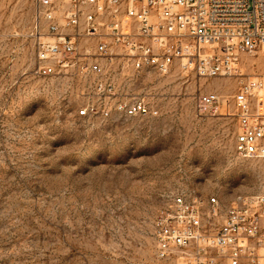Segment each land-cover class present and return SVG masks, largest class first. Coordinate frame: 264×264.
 Here are the masks:
<instances>
[{"label":"rangeland","instance_id":"1","mask_svg":"<svg viewBox=\"0 0 264 264\" xmlns=\"http://www.w3.org/2000/svg\"><path fill=\"white\" fill-rule=\"evenodd\" d=\"M33 34V0H0V264H158L152 221L172 195L223 207L264 193V159L233 148L238 78L159 74L121 56L103 60L104 76L40 77ZM262 53L240 57L244 75H264ZM100 79L110 102L143 98L157 113L77 116L103 98ZM207 91L214 115L195 109Z\"/></svg>","mask_w":264,"mask_h":264},{"label":"built area","instance_id":"2","mask_svg":"<svg viewBox=\"0 0 264 264\" xmlns=\"http://www.w3.org/2000/svg\"><path fill=\"white\" fill-rule=\"evenodd\" d=\"M34 74L104 76L121 56L134 69L167 73L173 66L199 77L238 78L233 96L234 152L264 159V75L243 74L240 57L264 50V0H33ZM95 90L77 116L154 115L143 98L119 99L111 81ZM200 115H214V91L195 97ZM219 221H216L217 219ZM158 264H264V193L236 194L221 207L179 192L152 221Z\"/></svg>","mask_w":264,"mask_h":264},{"label":"bare ground","instance_id":"3","mask_svg":"<svg viewBox=\"0 0 264 264\" xmlns=\"http://www.w3.org/2000/svg\"><path fill=\"white\" fill-rule=\"evenodd\" d=\"M262 54H264V53H262ZM248 57V56H247Z\"/></svg>","mask_w":264,"mask_h":264}]
</instances>
